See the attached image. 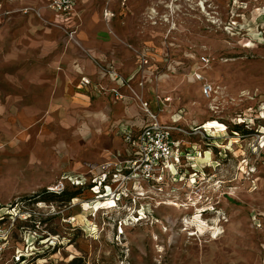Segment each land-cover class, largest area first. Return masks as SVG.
<instances>
[{
    "label": "rangeland",
    "instance_id": "obj_1",
    "mask_svg": "<svg viewBox=\"0 0 264 264\" xmlns=\"http://www.w3.org/2000/svg\"><path fill=\"white\" fill-rule=\"evenodd\" d=\"M1 1L7 30L36 16L23 13L21 0ZM77 3L85 40L88 30L108 33L128 49L125 63L138 58L139 71L185 111L183 169L200 179L191 187L183 175L161 190L127 183L120 196L104 194L103 186L118 184L116 169L108 174L105 163L94 164L100 155L91 157L103 151L102 134L95 145L57 128L48 139L20 136L0 149V264H264V0ZM197 73L215 85L211 98ZM160 123H171L170 113ZM203 126L215 129L207 135ZM100 196L116 208L95 210ZM195 215L205 227L200 235L184 225Z\"/></svg>",
    "mask_w": 264,
    "mask_h": 264
},
{
    "label": "crops",
    "instance_id": "obj_2",
    "mask_svg": "<svg viewBox=\"0 0 264 264\" xmlns=\"http://www.w3.org/2000/svg\"><path fill=\"white\" fill-rule=\"evenodd\" d=\"M31 2L21 0L20 6H35L41 16H21L24 25L7 30L8 26L3 27L7 12L0 0V149L29 134L40 132L42 139H48L51 128H57L79 137V143L90 139L94 145L96 134H102L103 151L91 154L100 155L94 164H106L114 157L120 162L130 160L132 150L124 142L122 131H140L147 118L130 97L114 98L110 89L119 87L105 71L115 70L138 91L137 84L144 78L142 93L154 111L158 108L156 95L164 96L160 86L152 74L139 71L138 58L125 63L128 49L114 46L105 31L88 30L92 40H85L78 3L72 13L62 15L46 8L48 0H35V5ZM11 4L16 7L15 1ZM258 11H253L256 18L261 17ZM17 20L11 17V22ZM65 27L76 31V43L68 40L67 31L62 30ZM82 79L89 85L80 87ZM119 90L127 94L125 89ZM171 108L172 113L179 110Z\"/></svg>",
    "mask_w": 264,
    "mask_h": 264
},
{
    "label": "built area",
    "instance_id": "obj_3",
    "mask_svg": "<svg viewBox=\"0 0 264 264\" xmlns=\"http://www.w3.org/2000/svg\"><path fill=\"white\" fill-rule=\"evenodd\" d=\"M76 3L77 0H48L46 8L53 13L69 15L73 12ZM32 11H36V15L41 16L40 9H34L32 7L24 8L23 13L29 14ZM233 25H235V23ZM225 28L232 30L231 25ZM75 35V30L67 32V36L70 38H74ZM248 43L245 44L246 48H248ZM142 62L143 64L147 63L146 60ZM202 62L207 64L209 60L203 58ZM105 73L117 84L119 89L122 88L126 90L127 94H123L118 88L110 89V93L114 98L116 100H123L130 97L138 104L140 110L145 114L147 121L144 127L138 132H134L130 129H124L122 131L124 142L132 150L131 158L126 162H120L117 160V157H114V160L103 165L108 171V174L111 168L116 169L117 172L113 173L111 182L118 184L115 188H113V186L111 187V184L103 186V193L113 192L120 196L123 191H128L125 190L127 188V183L147 182L151 183L153 187H158V189L161 190L167 183L174 184L178 183L177 180L181 182L184 181L182 176L185 175L186 177L187 174V171L183 169L186 166L184 160L188 161L189 154L183 151L187 143L183 140L182 136L188 134L187 131L180 126V122L184 119L185 111L179 109L172 113V97L161 95H156L155 97L158 108L154 111L142 93V90H144L146 86L144 78L137 84V87L140 89V91H138L129 80L121 76L115 70L106 69ZM155 80L157 82L158 79L156 78ZM195 80L201 82V92L205 98L209 99L216 93L215 85L200 73L195 75ZM87 85H89V81L87 79H82L80 87ZM166 113H170L171 123H160V117L162 114ZM201 129L208 135L212 128L203 126ZM108 174L104 172L102 179H106ZM199 176L196 171H194L191 175L186 177L187 180L184 181V183H190L189 186L192 187L194 184L198 183V179H200ZM101 181L103 180H98V184H100ZM58 188V190L62 192L64 190L63 183H61ZM108 189L109 192L107 191Z\"/></svg>",
    "mask_w": 264,
    "mask_h": 264
},
{
    "label": "bare ground",
    "instance_id": "obj_4",
    "mask_svg": "<svg viewBox=\"0 0 264 264\" xmlns=\"http://www.w3.org/2000/svg\"><path fill=\"white\" fill-rule=\"evenodd\" d=\"M155 12V11H154ZM107 14H109L108 12H107ZM105 15V16H108V15ZM207 128V127H206ZM206 158H208L209 157V155H210V153L209 152H207L206 154ZM106 191V190H105ZM108 192H109V189L107 190ZM100 195V194H99ZM105 197L104 196H100L99 197V199H97L98 200V204L99 205H97L96 206V208H95V210H100L101 208H116V201L115 200H111V199H104ZM75 201H77V200H75ZM96 201V200H95ZM167 205H169V206H175L174 204H172V203H167ZM89 208H90V205L89 204H85L84 205V210L85 211H88L89 210ZM197 213H198V211H197ZM203 217V216H202ZM185 224V226L187 227V228H190V227H193V231L195 232V233H192L193 235H200V234H202L203 233V231L205 230V227L204 226H202V224H203V222H202V219H201V217L199 216V215H195L193 218H191V219H187L185 222H184ZM184 225H183V227H184ZM197 229V231H195ZM212 231V230H211ZM197 232V233H196ZM123 232L121 231V234H122ZM219 234H221V233H219ZM189 235V234H188ZM185 236V235H184ZM190 239V238H189ZM214 239V238H213ZM217 239V238H216ZM160 251V250H159Z\"/></svg>",
    "mask_w": 264,
    "mask_h": 264
}]
</instances>
